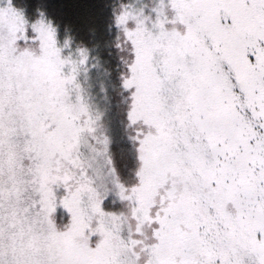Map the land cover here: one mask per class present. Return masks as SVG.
<instances>
[{
    "label": "snow or ice",
    "instance_id": "obj_1",
    "mask_svg": "<svg viewBox=\"0 0 264 264\" xmlns=\"http://www.w3.org/2000/svg\"><path fill=\"white\" fill-rule=\"evenodd\" d=\"M36 12L0 0V264H264V0H113L119 155L99 45Z\"/></svg>",
    "mask_w": 264,
    "mask_h": 264
},
{
    "label": "trees",
    "instance_id": "obj_2",
    "mask_svg": "<svg viewBox=\"0 0 264 264\" xmlns=\"http://www.w3.org/2000/svg\"><path fill=\"white\" fill-rule=\"evenodd\" d=\"M16 2L18 4L26 3L28 5V14L33 17L37 14V8L46 10L50 16L61 24V35H63L64 27L68 26L75 40L83 41L90 47L98 44L99 48L96 50L100 53L102 64L112 72L116 69L118 51L115 48L109 50L106 46L112 41L114 35V31L110 32L108 28L113 0H16ZM110 52L111 54H109ZM116 79H113L112 75L108 78L105 76L104 80L94 82L93 87H99L101 81H105L106 84L112 86L109 94V98L112 101L111 105H109V113L114 120L111 127L116 126L113 131L115 137L113 149L119 155L121 147L126 148L128 145L122 139L124 130L120 126L121 121L115 116L119 114V110L115 111L117 108L116 104H113V91L117 89L113 85H117ZM58 215H63L62 209Z\"/></svg>",
    "mask_w": 264,
    "mask_h": 264
},
{
    "label": "rangeland",
    "instance_id": "obj_3",
    "mask_svg": "<svg viewBox=\"0 0 264 264\" xmlns=\"http://www.w3.org/2000/svg\"><path fill=\"white\" fill-rule=\"evenodd\" d=\"M118 55H119V53H118ZM119 57V56H118ZM101 62H102V60H101ZM118 62H119V60H118ZM118 64V63H117ZM104 66V65H103ZM104 68H105V66H104ZM115 68H116V66H115ZM111 73H112V78L114 79V78H117L116 79V81H117V85L119 84V80H118V73H117V71H116V69H114L113 70V72L111 71ZM106 76V75H105ZM105 76H104V73H103V69H101V70H99V72H97L96 70H94L93 71V74H92V84H93V86H94V82H96V81H98V80H104L105 79ZM108 78V77H107ZM105 82V81H104ZM101 83V82H100ZM108 85V84H107ZM95 86H97V85H95ZM96 88H99V89H96ZM96 88H94L93 87V89H92V91L94 92V94H95V98L97 99V101L101 104V106H105V105H111V100H110V98H108V100H105L104 99V93H102L101 91H100V84H99V87H96ZM108 89H109V92H108V97H109V94L111 93V89H112V86H109L108 85ZM118 87H117V89L116 90H114L113 91V100H114V103L113 104H116V106H117V108L115 109V111L116 110H119V114H118V116L117 115H115L116 117H118V119H120V121L122 120V112H121V108H122V105H119V101L121 100V97L119 96V94H118ZM110 112V111H109ZM108 112V114H107V116H106V120L110 123V126L112 125V123L114 122V120H113V116L111 117V114ZM121 128H122V130H124L123 129V125H122V123H121ZM116 127V126H115ZM114 126L113 127H111V131H112V134H113V131H114V128H115ZM113 136H114V134H113ZM115 138V137H114ZM114 144H115V139H114ZM105 206L106 207H109V208H111V207H119V205L117 204V205H112L111 204V202L110 201H107L106 202V204H105ZM63 211V210H62ZM63 216L65 217V219L67 218L66 217V214L63 212Z\"/></svg>",
    "mask_w": 264,
    "mask_h": 264
},
{
    "label": "clouds",
    "instance_id": "obj_4",
    "mask_svg": "<svg viewBox=\"0 0 264 264\" xmlns=\"http://www.w3.org/2000/svg\"><path fill=\"white\" fill-rule=\"evenodd\" d=\"M230 99H231V98H230ZM235 102H236V103H240L238 97L235 98Z\"/></svg>",
    "mask_w": 264,
    "mask_h": 264
}]
</instances>
